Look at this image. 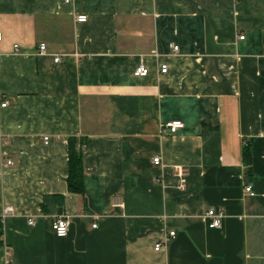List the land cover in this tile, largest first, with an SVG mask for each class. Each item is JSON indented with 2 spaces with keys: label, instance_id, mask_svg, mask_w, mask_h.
<instances>
[{
  "label": "crops",
  "instance_id": "crops-1",
  "mask_svg": "<svg viewBox=\"0 0 264 264\" xmlns=\"http://www.w3.org/2000/svg\"><path fill=\"white\" fill-rule=\"evenodd\" d=\"M0 35V264H264V0H0Z\"/></svg>",
  "mask_w": 264,
  "mask_h": 264
},
{
  "label": "built area",
  "instance_id": "built-area-1",
  "mask_svg": "<svg viewBox=\"0 0 264 264\" xmlns=\"http://www.w3.org/2000/svg\"><path fill=\"white\" fill-rule=\"evenodd\" d=\"M71 0H66V2H70ZM76 22L77 23H85L87 20V17L85 15H80L76 17ZM0 39H1V35H0ZM244 37L240 36L239 40H243ZM17 46H14V49H16ZM172 52H177L178 47L176 46H172L171 47ZM37 55L38 56H46L47 55V48L46 45L44 43L39 44L38 46V51H37ZM157 57V56H156ZM53 62L55 64L60 62V57L59 56H55L53 58ZM158 72L160 75H165L168 73V66L166 64H160L158 65ZM134 76L135 77H146L148 75V70L147 68L140 63L135 71H134ZM7 106L6 103L1 104L2 108H5ZM184 125L183 123H181L180 121H172V122H168L165 123L163 125H161V130H163L165 133L169 134V135H174L176 132H178L179 130L183 129ZM49 138L45 137L44 138V142H48ZM160 159L158 157H155L153 159V163L158 165L159 164ZM7 166L12 165L11 161H7L6 162ZM174 176L176 178V189L178 191H184L185 190V186H186V177H187V170L185 168H175L174 169ZM244 191L246 194H248L249 196L253 197L255 194L252 191V187L251 186H246L244 188ZM14 213V209L12 207H5L0 215V223L9 215H12ZM224 213L222 211H216L215 209H209L205 215H204V219L207 221V227L209 229H218L221 227V222L224 219ZM29 225H34V221L29 220L28 221ZM69 218L66 216H61L58 219H56L55 221L52 222L51 224V231L53 232V234L55 235V237L57 238H64L67 236L68 232H69ZM95 228V225L93 226ZM1 229V228H0ZM169 238H174L175 237V233L171 232L168 234ZM162 245L160 243H157L154 247L155 251H159L161 250ZM10 264V263H7Z\"/></svg>",
  "mask_w": 264,
  "mask_h": 264
},
{
  "label": "trees",
  "instance_id": "trees-1",
  "mask_svg": "<svg viewBox=\"0 0 264 264\" xmlns=\"http://www.w3.org/2000/svg\"><path fill=\"white\" fill-rule=\"evenodd\" d=\"M264 50V40H263ZM243 163L247 168V173L251 165V150L245 146L242 152ZM84 164L80 146L75 139L68 140V177L66 179L67 190L72 194L82 196L84 193ZM1 228V226H0ZM1 238V229H0Z\"/></svg>",
  "mask_w": 264,
  "mask_h": 264
}]
</instances>
